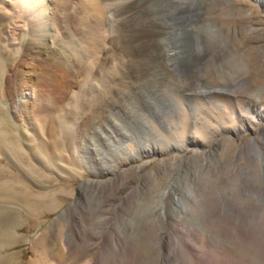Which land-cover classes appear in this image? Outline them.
<instances>
[{"label":"rangeland","instance_id":"374dc122","mask_svg":"<svg viewBox=\"0 0 264 264\" xmlns=\"http://www.w3.org/2000/svg\"><path fill=\"white\" fill-rule=\"evenodd\" d=\"M88 1L63 0V9L82 37H65L68 51L35 59V72L25 60L14 65L5 61L6 52H21L16 46L0 53V116L15 134L23 159L9 145L0 153V167L15 179L13 189H0V210L16 209L22 222L17 232L21 240L0 253L14 254L17 264H193L194 249L201 264H208L202 250L210 237L217 245L208 248L213 255L229 262L239 258L237 264H264V0H178L189 5L153 0L146 7L153 6L156 14L129 20V38L137 34V26L156 19L161 26L168 25L165 36L175 51L191 54L197 47L196 33L203 35L209 51L203 70L194 72L190 82L177 77L155 98L168 112L167 119L156 117L145 100H139L146 97L144 91L140 98L136 95L140 107L120 97L121 86L128 91L133 84L142 88L153 82L143 71H128L133 83L114 82L112 91L109 82L101 81L100 68L134 62L130 49L149 46L145 40L149 37L141 36L132 45L117 21L113 31L103 26L99 32L88 17ZM179 6L188 10L181 19L163 10ZM176 33L183 38L179 43L173 39ZM17 36L22 35L10 38L18 42L22 37ZM21 69L27 74L19 76ZM199 74L207 89L231 90L243 81H250L252 89L202 94ZM93 81L105 95L98 90L94 92L98 97L92 95ZM27 83L33 85L25 89L32 97L21 102L20 91ZM106 103L113 105L114 121L135 138L105 128L113 137L111 148H101L100 143L109 140L86 139L100 149L92 158L82 153L81 138L94 132L108 113ZM130 119L149 123L151 129L138 133ZM98 129L105 130L103 125ZM125 145L134 155L120 151ZM150 146L158 150H148ZM25 189L33 194L29 193L32 201L45 194L44 208L32 210ZM162 203L165 222L160 216ZM234 204L240 217L231 212ZM214 208L217 216L211 214ZM173 209L182 212L181 219ZM229 221L241 225L243 233L236 237L235 254L228 251L233 238Z\"/></svg>","mask_w":264,"mask_h":264},{"label":"bare ground","instance_id":"6f19581e","mask_svg":"<svg viewBox=\"0 0 264 264\" xmlns=\"http://www.w3.org/2000/svg\"><path fill=\"white\" fill-rule=\"evenodd\" d=\"M74 1H76V0H74ZM90 1H91V4L88 3V5L90 7H89V10L87 11V14H88V17L92 20V24L94 25V28L98 29L99 27L103 28V26H104V27L108 28L110 31H113V28H114L116 21L120 22L121 26H119V27L121 29H123L124 38L126 40L128 38L129 42H131L132 45L137 43L138 40H140V38H142V37H149V38L145 39L147 41V43L149 44V46H146L144 48H136L133 46L130 49L134 62L129 63L126 66L109 65L110 66L109 68H106V69L100 68L101 70L103 69V73H102V71L100 72L102 74V76H100V77H102L101 81H103V83L109 82L111 84V85L109 84L111 87L110 90L112 91V87H113L112 83H114V82H118L119 84L121 83V85H123V83L127 84V82L130 84L133 83L130 75L127 74L128 71L134 69L135 70L134 73H136V74H140L143 71L144 73H146V75L151 77L153 82L149 83V84H145V86H142V88L133 84L132 85L133 88L128 90V91L123 90L124 88H122L123 86H121V88L119 87L120 88L119 90H121V91H118L120 94V97H122L125 101H130L135 106L140 107L141 105H140V102L137 101L136 95L140 96V94L141 93L143 94V91H144V93L146 94L144 96H146V97H144V99H139V100H145L150 111H152V113L156 117H159L160 119L161 118L167 119V116L169 115L168 112L165 110H162L163 107L161 105H159L160 103H157L155 101V98H157L159 96V94L162 90V86H164L165 84L173 82L177 77L184 78L186 81L190 82V80L192 78H194V72L198 73V72H201L203 70L202 60L209 53L208 49L206 48V45L204 44L203 35H201L199 33H196V35L194 34L196 36V40H197V47L194 49V51L191 52V54H190V52L185 51V50H183L184 52H181V51H177V50L175 51V50L170 49L169 43H168L167 38L165 36V34L169 32L167 29L168 25L166 26L163 24V26H161L159 24V22L158 23L156 22V20H158V19H156L155 21H152L150 23L137 26V34L135 36H132L131 38H129L128 37L129 36V30H131L129 20L132 17H135V18L136 17H140V18L141 17H148L149 18L150 16L156 14L157 10L155 8H152L153 6H151V8H148V9L146 7V4L149 3V6H150V4L152 3L153 0H89L88 2H90ZM185 1H188V0H185ZM62 2H63V0H0V53H2V49L5 47H9V49L11 50L15 46L18 49H20V51H21V52H18V55H14V53H11V52H6L5 56H4L5 61H8L9 64L14 65L18 60L19 61L25 60L26 63H28V65H30V67H31V69L29 71L33 73L36 71L35 59L39 58L42 55L46 56L47 54L52 53V52H55V53L58 52V55H59V53L61 54L62 50L65 52L67 50V48L64 46L65 43H63V41H64L63 39L65 37H70V39L72 38L71 36L82 37V35H81L82 32L78 31V27L76 25H74L73 17L69 16V14H67V11L65 12L66 9L65 10L63 9V3ZM164 2L167 5L172 4V3H180V4L182 3L183 5L184 4L189 5L188 3H185L184 1L182 2V1H178V0H164ZM81 9H83V8H81ZM83 10H84V12H86L85 9H83ZM163 10L165 11V13H168L170 16L174 17L176 20L181 19L180 14H183V11H188V10H186L185 6H179V7L175 8V10L174 9L173 10L172 9H169V10L163 9ZM162 13L163 12H161V14ZM190 14L192 16L193 12ZM194 14H193V16H194ZM191 29H190V31H191ZM194 30H195V28H194ZM98 31L100 32V29H98ZM105 31H106V29H105ZM192 31H193V29H192ZM193 33H195V32H193ZM13 35H14V37H15V35H19V36L22 35V36H20L22 38L20 41L15 42V41H13V38L12 39L10 38ZM180 35H181V33H180ZM180 35H177V33H176L175 36H173V39L176 40L178 43L180 41H182V39H183V38H181ZM20 37H18V39ZM79 38H78V40L84 41V39L81 40L82 38H80V39ZM157 40H158V42H157ZM94 42H95V45L97 43H98V45H100L99 44L100 41L99 42L97 41V43H96V39H95ZM153 42H156L157 45L155 43L153 44ZM129 45H130V43H129ZM92 46H94V45H92ZM94 47L97 49L96 46H94ZM94 47H92V48L89 47V48H91L93 50ZM73 52H77V51H73ZM66 55L69 56L68 54H66ZM190 55H191V57L193 56L192 60L189 58ZM47 56H49V55H47ZM250 57H252V56H250ZM45 60H47V59H45ZM70 60H69V62L72 63ZM0 61H1V59H0ZM62 61L63 60H61V62ZM66 61H67V59H66ZM3 62H4V58H3ZM133 63H136V65H131ZM0 64H1V62H0ZM45 64H47V63H45ZM3 65H4V63H3ZM69 65H71V64H69ZM123 72H125L126 74L125 73L122 74ZM18 74H19V76H21L22 74H27V72L24 71L23 69H21L20 73H18ZM103 75H105V76H103ZM199 75H200V78L198 79V83L202 87V89L200 90V93H202V94L213 95V94H220V93L229 92V91L232 93H239L240 90H243V89H246L249 91H251V89H252V84L250 83V81H243L242 83H238L239 85L233 86L231 90L230 89H207L205 86H203L202 74H199ZM135 76H137V75H135ZM26 77H29V75ZM24 80H23V82H24ZM42 84H40V86ZM90 84H91V87H90L91 92H93L92 95L94 97H96L97 95H94V92H96L97 90L99 91V89H96V87H95L96 83H94V81ZM30 86H33V85L30 83H27L22 87L23 89H21V91H20L21 96L19 98V100L21 102L28 100L29 95L31 96L32 92L25 90L26 88L30 89L31 88ZM43 88H44V86H43ZM45 88H46V86H45ZM49 89H51V88H49ZM40 90H42V89H40ZM43 93H44V91H43ZM100 93H102V92H100ZM33 94H35V93H33ZM102 94H104V93H102ZM99 96H100V94H99ZM41 98H43V96ZM91 98L93 99V97H91ZM48 100H49V98H48ZM37 101H38V99H37ZM49 101L51 102V100H49ZM43 102H45V101H43ZM106 102H108V101H106ZM92 103L94 104V102H92ZM105 107L107 108V110H105V111H108V113L105 114L99 120L98 126L100 127L103 125L104 129L105 128L106 129H108V128H115L116 129L117 128L120 132L119 134L122 135L123 137L124 136L126 137V135L129 132L128 133L124 132V130H122L120 128L119 124H117L114 121L116 119H114V117L112 118V116H111V113H110L111 109L110 108H112L113 105H111L110 103H106ZM127 114L128 113L126 111V115ZM98 119L99 118H97V120ZM4 123L5 122H3L2 116H0V153L3 151L4 146L6 147V145H9L10 149L12 148L13 151H16V154H18L20 161H22L23 160L22 156L19 154L20 151H18V149H20V146L18 145V143L15 139L16 138L14 136L15 134L13 135V133H11L9 128L6 127L7 125H5ZM129 123L132 126V129L134 131H138V133L146 132L149 129H151L150 125H148L149 123L147 125H145V124L140 125L141 122H138L136 119H130ZM98 126L94 127V132H86L81 138V151H82V153H84V154H86L92 158L100 152V149L97 147V145L94 146L90 143L88 144V142H86V139L95 138L97 140V141L93 140L95 142H98V140H99V142L100 141L105 142V141L109 140V142L107 141V144L106 143L105 144L100 143L102 145L101 148L103 150H105L106 148L108 149L112 144L110 142L113 141V139H112L113 137L110 135V133H108L106 131V129L105 130H102V129L99 130ZM165 126L166 127H173L174 125L170 124V123H166ZM113 132H114V130H113ZM114 134H115V132H114ZM129 134H131L130 136L135 138V135L133 132H131ZM123 137H121V138H123ZM118 138H120V136ZM73 140L74 139H72V137H71V139H70L71 142H69L70 145L74 144ZM110 140H112V141H110ZM148 150H158V148L150 146V147H148ZM120 151L128 152L129 154L134 155L132 150L129 149L126 145L124 147H121ZM4 152H5V149H4ZM71 156H73V155H71ZM23 157L25 158V156H23ZM260 160L262 161L261 158H260ZM85 162H87L86 158H85ZM14 184H15V179L13 178V175H11L9 172H7V169L4 170L3 167L2 168L0 167V189L4 188V187H7V188L12 187V189H13ZM201 185H203V184H201ZM207 187H208V185H207ZM203 189H204V186H203L202 190ZM188 190H190V189H188ZM8 191H9V189H8ZM18 191H19V189H18ZM24 191H27V192H24V193L22 192V193L25 195L24 197H26V199H27L26 201L27 202L29 201L27 204H28V206H30V202L32 200L29 198L32 197L33 194L26 189ZM12 192H13V190H12ZM29 193H31L32 195ZM191 194L192 193L190 191H187V193H186V195L189 198H190ZM193 194H194V192H193ZM16 195H17V193H16ZM22 196L23 195L21 194V197ZM24 197H23V199H24ZM35 197H36L35 199H38L41 197V200H43L42 198L45 197V194L42 193V195L40 194V195L35 196ZM182 199H185V198H182ZM41 200L40 199H38L37 201L33 200L34 205H33V201H32V203H31L32 205L30 208H32V210H33V208H34V210L36 208H39V209L42 208L45 205V203ZM187 200H188V198H187ZM178 202L180 203L179 198H177V203ZM5 209L6 210H3V209L0 210V250L3 248L7 249V247L14 245L15 243H17L18 241L21 240L17 236V232L20 231V230L18 231V227L22 223L21 219L19 218V214H17V212H16L17 210L16 209H8V208H5ZM161 209H162V211H161L160 216L163 219V222H165L166 217H167V215H166L167 213H165L166 211H165L164 203H162ZM179 209H173L172 213L174 212V216L176 215V216L180 217V219H181V217H182L181 213L182 212H180ZM231 212L233 213V215L240 217V208L238 205L234 204L231 207ZM211 214H213V216H217L218 209L214 208L213 212ZM219 225H221V224L219 223ZM230 225L232 226V231H233V232H231L232 235H230V237L233 236V238L229 239L230 241H228L229 242L228 251L232 254H235V251H234L235 248L233 249V247L237 244V240H236L237 238L236 237L239 238V236H242L243 233L241 230V225H234V224L232 225V223ZM206 228H208V227L206 226ZM230 229L231 228L229 227V230ZM226 232H228V231L226 230ZM207 237H209V235ZM206 242H207V248L205 250L203 248L202 251L208 260L207 261L208 264H237L238 263L239 258H236V260L233 262H229L224 257L213 255L212 253H210L208 248L217 247V245L215 244V242H213L212 238H210V237L208 239H206ZM224 244L226 245L227 243H224ZM226 246H224V247H226ZM203 247H205V246H203ZM193 250L191 249V251H192L191 252L192 263L193 264H201L199 256L197 255L198 252L196 253ZM189 259H190V257H189ZM261 260L264 263V258ZM227 261L229 263H227ZM0 264H17V260H16L15 255L12 253L11 254H1L0 253ZM31 264H38V263L32 262Z\"/></svg>","mask_w":264,"mask_h":264}]
</instances>
